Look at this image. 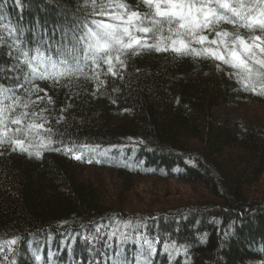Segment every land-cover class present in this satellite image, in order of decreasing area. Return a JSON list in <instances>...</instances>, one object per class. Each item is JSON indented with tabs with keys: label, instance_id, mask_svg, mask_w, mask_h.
<instances>
[{
	"label": "trees",
	"instance_id": "16d2710c",
	"mask_svg": "<svg viewBox=\"0 0 264 264\" xmlns=\"http://www.w3.org/2000/svg\"><path fill=\"white\" fill-rule=\"evenodd\" d=\"M123 2L149 11L142 0ZM90 5L0 0V86L25 96L22 52L57 58L82 22L100 18ZM80 56L82 74L55 87L36 81L53 103L13 115L38 117L0 125V264H264V117L255 113L264 109V78L249 85L243 69L207 54L141 51L115 76ZM233 104L249 106L246 118L219 122L216 111ZM32 123L44 127L28 130ZM49 136L60 151L39 147ZM89 164L100 174H87ZM149 181L145 203L139 191ZM174 182L193 195L167 201Z\"/></svg>",
	"mask_w": 264,
	"mask_h": 264
},
{
	"label": "snow or ice",
	"instance_id": "6c2138e0",
	"mask_svg": "<svg viewBox=\"0 0 264 264\" xmlns=\"http://www.w3.org/2000/svg\"><path fill=\"white\" fill-rule=\"evenodd\" d=\"M147 5L149 11L141 13L123 2V0H91L92 12L89 15L100 17L82 22L80 26L81 35H73L75 43L70 48L63 51L58 50L57 58L45 55L39 48L35 50V55H29V51L22 52L23 63L29 71L25 73V84L18 85L24 89L26 95L18 96L13 89L0 86V125L11 122L20 125L24 118L29 116L38 117L35 111L21 112L18 117L13 118L17 107L29 108L37 106L38 102L47 101L53 103L52 97L48 96L47 90L40 88L37 80L51 81L53 87L60 84L62 78L71 79L76 73H83L80 64L81 56L85 61H91L96 69L107 66V73L117 75L116 65L125 67L126 58L140 54L141 51L173 52L177 55H193L200 57L211 55L217 60L224 61L225 64L243 69L247 76L246 81L251 82L255 75L258 79L264 78V0H142ZM116 8L120 11H113ZM111 17L105 20L104 17ZM147 21V23H145ZM228 23L234 26L233 31L223 29L222 25ZM167 25L168 35H165L164 28ZM219 28L220 30H217ZM243 28L252 35L241 34L237 31ZM205 30L212 32L214 38H209L204 34ZM140 33V35H137ZM216 45V47H193V44ZM223 45L228 51L231 59H226L219 51V46ZM256 52L261 58L253 60L254 65L259 68L249 67L248 59L255 56ZM95 72V69H94ZM254 91L255 89L252 88ZM43 93V95H37ZM264 94V89L261 90ZM35 95L36 99L31 97ZM5 101H11L5 104ZM45 109H41V112ZM12 114V115H10ZM44 119L43 117H40ZM44 123H32L27 126L28 130L43 128ZM17 132L24 129L17 128ZM51 132V129L48 130ZM11 139V138H9ZM4 142V137L0 136V143ZM19 146L21 151L28 152L29 155L39 157L41 151L29 152L24 147V141L16 139L13 141ZM53 141L49 136L47 141H41L39 147L54 151ZM67 151H72L67 149ZM75 159H81L76 155ZM15 240L8 241L15 244ZM151 249L153 245L148 243ZM183 247V246H181ZM187 252V248H184Z\"/></svg>",
	"mask_w": 264,
	"mask_h": 264
},
{
	"label": "rangeland",
	"instance_id": "374dc122",
	"mask_svg": "<svg viewBox=\"0 0 264 264\" xmlns=\"http://www.w3.org/2000/svg\"><path fill=\"white\" fill-rule=\"evenodd\" d=\"M114 11H120V10L115 9ZM110 20H111V17H110ZM137 35H140V33H137ZM244 55H245V57L249 56L247 54H244ZM257 56H258V53L256 52L255 56H253V57L249 56L250 58H248V61L251 62L254 59H257ZM10 103H11V101H5L6 105L10 104ZM248 110H249V106L248 105H245V104L235 105V104H233V105H231V107L221 108V109L217 110L216 113H215V118L219 122H223V121H226V120L238 121V120H242V119L246 118V116L248 115V112H249ZM255 113H257L261 117H264V109L256 110ZM97 171H98V169L96 168V166H94V164H89L88 170H87V174H89L90 176H94L96 174H100ZM104 175L102 174V177ZM150 182L151 181H149L146 184L144 183L143 184L144 189L142 187H140V191H139L140 192L139 197L140 198L144 197L143 200H145L144 201L145 203L150 200L149 196L147 195L148 192L150 191L149 188H148V187L151 186ZM171 186L174 187L175 193L172 194V196H169V198L166 199L167 201L172 200V199L173 200L178 199V198H180V197H182L184 195H189L190 194V196H192L193 192L195 191L192 187H189V186H186V185H183V184H179V183H176V182H174V184L171 185Z\"/></svg>",
	"mask_w": 264,
	"mask_h": 264
}]
</instances>
